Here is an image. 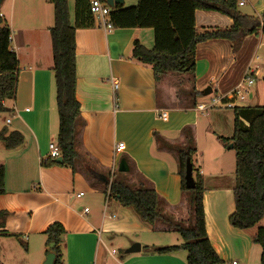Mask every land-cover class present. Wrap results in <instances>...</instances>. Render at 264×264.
<instances>
[{"label":"crops","instance_id":"obj_1","mask_svg":"<svg viewBox=\"0 0 264 264\" xmlns=\"http://www.w3.org/2000/svg\"><path fill=\"white\" fill-rule=\"evenodd\" d=\"M67 1L75 26L76 0ZM136 5L137 0H124L120 6ZM246 6L252 10L249 14L264 13V0H238V9ZM0 12L11 29V47L19 61L16 95L4 103L11 115L6 124L25 138L22 146L12 150L0 142V166L6 172L0 212L7 213L3 226L8 232L0 235L1 263L44 264L51 252L45 231L59 222L66 231L60 245L61 264H187L185 251L166 255L150 251L182 245L178 233L162 221L154 226L143 222L133 208L107 197L114 178L124 177L135 188L144 182L160 196L165 217L186 222L189 201L182 192L178 153L187 145V129L196 147L193 176L203 179L205 228L213 249L223 264L261 263L262 250L253 237L264 221L244 231L230 225L235 212L236 156L214 136L233 137L235 107L264 105V31L247 35L236 53L224 39L198 44L195 75L164 78L157 85L152 68L133 58L136 41L148 50L154 48L152 29L106 31L95 23L77 29L76 97L81 116L76 151L80 159L73 170L42 166L59 131L50 36L54 6L50 0H4ZM195 21L198 34L234 25L230 17L213 11L197 10ZM248 77L254 84L247 87L246 99L239 101L233 92ZM112 79L119 82L117 91ZM208 88L212 92L205 95ZM202 105L205 109H199ZM162 112H168L167 122L161 120ZM118 143L125 144L123 153H115ZM125 158L129 172L120 173ZM82 162L101 177L91 176ZM87 190L95 198L82 203ZM80 193L84 197L77 199ZM141 235L146 239L141 240ZM125 239L131 244L128 249L137 242L141 252L127 255V249L118 256L114 244Z\"/></svg>","mask_w":264,"mask_h":264},{"label":"trees","instance_id":"obj_2","mask_svg":"<svg viewBox=\"0 0 264 264\" xmlns=\"http://www.w3.org/2000/svg\"><path fill=\"white\" fill-rule=\"evenodd\" d=\"M50 1L54 6V25L50 29V36L55 101L59 118L56 143L63 164H57L56 160L49 158L42 166H63L74 170L75 163L80 159L76 151V129L81 116V107L76 97V31L89 28L94 22L87 0H76L75 26L70 22L68 1ZM197 10L219 12L230 17L234 25L228 30L215 29L198 34L195 21ZM111 21L117 29L154 31V48L148 50L136 41L133 45V58L152 68L157 85H160L164 78L173 76L191 79L196 71L198 44L224 39L232 43L233 52L236 53L247 35L264 31V13L257 17L243 15L238 10V0H137V5L131 8L120 5L112 8ZM18 75L19 61L11 47V29L0 14V113L9 112L4 103L14 99ZM233 111L234 135L230 139L220 137V140L225 147L232 146L231 149L236 153L235 212L230 216L229 223L234 229L244 231L253 229L264 221V105L235 107ZM186 131L187 145L178 153L182 192L187 195L189 201V219L186 222L176 223L172 217H165L160 196L144 182L135 188L124 177L114 178L109 186L107 185L110 188L109 197L123 207L133 208L143 222L154 226L157 221H162L169 230L181 236L182 245L154 248L150 250L152 253L166 255L185 251L187 264H223L206 233L203 179L197 175L195 188L192 190L187 189L185 184L187 160L192 162L196 153L193 135L190 130ZM0 142L6 149L12 150L22 146L25 138L17 131L9 132L4 129L0 132ZM82 164L91 176L101 177V174L87 163ZM5 179V168L0 166V195L5 194ZM6 217V212H0L1 236L8 235L3 226ZM45 234L48 236L49 245L56 244L51 250L56 254L54 264H61L63 255L60 245L66 234L63 225L55 222L47 228ZM253 241L261 247L260 264H264V227L258 229ZM0 264L3 263L0 261Z\"/></svg>","mask_w":264,"mask_h":264},{"label":"built area","instance_id":"obj_3","mask_svg":"<svg viewBox=\"0 0 264 264\" xmlns=\"http://www.w3.org/2000/svg\"><path fill=\"white\" fill-rule=\"evenodd\" d=\"M89 3V11L93 18V22L101 29L106 31H111L114 29L113 23L111 21V12L112 7H110L107 4L106 0H88ZM244 3L241 2L240 6H243ZM112 84L114 87V90L117 91L119 89V82L115 79H112ZM248 84V86H246ZM254 84V80L251 77L246 78L242 83H240L237 88L234 90L233 95L237 98L239 101H244L246 97L249 95V86H252ZM228 108H233V104H227ZM199 109H205V107L199 106ZM161 120L164 122L168 121V112H162L160 116ZM8 124L10 121L7 122ZM126 150V146L124 143H118L115 147V153H123ZM49 158L51 160H57L58 158H61V152L57 146V143L51 142L49 144ZM110 196V188L107 191V197ZM77 199L83 198L84 194L80 193L77 196ZM84 212L87 214L89 213V209L85 208ZM113 254L116 252L113 251Z\"/></svg>","mask_w":264,"mask_h":264},{"label":"water","instance_id":"obj_4","mask_svg":"<svg viewBox=\"0 0 264 264\" xmlns=\"http://www.w3.org/2000/svg\"><path fill=\"white\" fill-rule=\"evenodd\" d=\"M3 1L4 0H0V5L3 3ZM123 2H124V0H107V4L112 8H114L115 6H118V5H122ZM211 92H212L211 88H208L204 92V94L209 95V94H211ZM231 148H232V146H231ZM56 163L57 164H63V159L58 158L56 160ZM118 171L120 173H128L129 172V167H128L125 159L121 160V162L119 164ZM185 184H186L187 189H189V190H192L195 188V179L193 176V164H192L190 159H188L187 163H186ZM55 247H56L55 243H52L50 245L51 250H53ZM140 252H141V245L136 243L130 249H128L126 251V254L129 255V254H136V253H140ZM55 259H56V254L54 252H50L46 257L44 264H54Z\"/></svg>","mask_w":264,"mask_h":264},{"label":"rangeland","instance_id":"obj_5","mask_svg":"<svg viewBox=\"0 0 264 264\" xmlns=\"http://www.w3.org/2000/svg\"><path fill=\"white\" fill-rule=\"evenodd\" d=\"M243 15H252V14H249V13H252V10H251V8H250V6H246V8H240V9H238ZM252 16H256L257 17V15L256 14H253ZM179 86V85H178ZM178 86L176 87V88H178ZM7 105H10V103H9V101L7 102ZM8 120H11V115H10V113L9 112H6V113H0V132L2 131V130H4V129H7L9 132H12L13 130H12V128H11V126L10 125H7L6 124V122L8 121ZM215 137V139H216V141L218 142V144L220 145V146H222V147H224L227 151H228V153L230 152V154H232L234 157L236 156V153H235V151L233 150V149H231V147H225L224 145H223V143L221 142V140H220V137L219 136H214ZM85 193V195H86V197L82 200V203H85V201L87 200H89V201H91V200H93L95 197V193H91V191H86V192H84ZM92 194H94V195H92ZM102 196V195H101ZM140 239L141 240H144V239H146V236L145 235H141V237H140ZM135 241V240H134ZM136 242V241H135ZM137 243V242H136ZM121 244V245H120ZM131 246V244L127 241V239H125V241L123 240V241H121V242H119V244L117 243V242H115V244H114V249L115 250H117L118 251V256H120L121 254H123V252L125 251V250H127L129 247Z\"/></svg>","mask_w":264,"mask_h":264}]
</instances>
